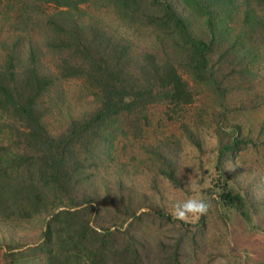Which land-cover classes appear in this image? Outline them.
I'll return each mask as SVG.
<instances>
[{"label": "rangeland", "instance_id": "374dc122", "mask_svg": "<svg viewBox=\"0 0 264 264\" xmlns=\"http://www.w3.org/2000/svg\"><path fill=\"white\" fill-rule=\"evenodd\" d=\"M31 1L0 0V64L13 49L22 60H27L29 46L35 48L43 71L52 80L40 98L41 108H46L43 120L52 133H58L72 118L93 112L99 102L84 77L59 74L57 64L64 54L46 45L45 16L66 7L43 3L39 4L40 11H32ZM170 1L189 22L194 35L209 38L210 30L201 12L179 0ZM241 1L235 0L232 5L223 21L226 31L209 55L208 65L219 81L216 85L227 88L224 94L216 86L193 80L183 67L185 55L177 47L172 29L146 19V15L160 14L157 6L144 3L137 13H120V20L112 6L104 9L93 3L79 5L83 9L77 20L87 21L95 16L97 25L103 26L109 36L117 37L120 46H126L127 74H134L131 78L137 84L153 74L151 65L166 69L172 63L192 91L190 102L163 99L149 104L144 114L137 109L136 115L121 116L113 126L115 137H106L112 143L110 156L94 171L95 183L91 179L90 185L80 189L95 193L104 221L117 218L120 230L134 220L133 216H125L136 211L139 217L134 224L137 229L144 228L142 234L147 236L148 250L141 264H150V260L151 264H171L162 259V249L168 255L176 253L177 264H264V18L261 28H252L253 34L245 37L247 45L259 51L256 64H248L241 44L236 42L231 47L235 37L248 29L243 25ZM250 2L253 4L254 0ZM255 8L256 17L264 14L263 2H256ZM146 52L152 53L151 59H146ZM142 66L150 76L139 71ZM151 82L155 84L157 80ZM168 89L165 86L164 90ZM119 124L125 132L118 128ZM2 130L0 136L11 135L5 128ZM235 137L242 140L238 148L223 158V166L232 187L248 197V219L223 205L216 191L209 193L207 189L214 187L217 176L215 163L220 140ZM170 170L179 183L170 179ZM200 195L209 203L201 225H182L150 212L151 207H157L175 217L176 202ZM21 213L19 209L0 206V264H9L11 251H26L22 259L27 260L30 248L42 241L43 212H31L29 216ZM198 218L189 214L183 220L194 223ZM43 261L40 255L28 259L29 264H44Z\"/></svg>", "mask_w": 264, "mask_h": 264}, {"label": "trees", "instance_id": "16d2710c", "mask_svg": "<svg viewBox=\"0 0 264 264\" xmlns=\"http://www.w3.org/2000/svg\"><path fill=\"white\" fill-rule=\"evenodd\" d=\"M179 1L206 17L209 38L194 35L189 22L170 0L31 1L32 11H40L39 4L43 3L66 7L45 16L46 45L64 54L57 64L59 74L84 77L94 89L92 92L99 103L90 114L72 118L64 130L52 133L43 120L46 108L40 105V98L48 91L52 80L43 71L35 48L29 46L27 60H22L13 49L0 64V129L5 128L11 133L8 137L0 136V206L19 209L23 216H29L31 212H43L45 216L42 241L35 248H30L27 260L22 259L26 251L9 252V264H29V257L35 255L43 257L44 264H141L148 250L147 236L142 234L144 228L137 229L134 224L139 217L136 211L132 210L125 216V219L133 216L134 220L120 230L117 218L104 221L103 210L97 203L95 193L80 189L82 185H90L91 179L95 183L97 172L94 171L103 166L110 156L108 151L112 143L106 137L112 138L116 134V127L113 126L119 123L121 116L126 113L136 115L137 109L144 114L149 104L163 99L174 103L190 102L192 91L187 79L172 63L167 64L166 69L151 65L152 75L142 66L139 71L151 76L137 84L131 78L134 74H127L126 46H120L117 37L109 36L103 26L97 25L95 16L87 21L76 18L80 17V10L83 9L79 6L81 4L93 3L104 9L112 6L114 15L120 20L123 19L120 13H137L144 3L157 6L160 14L152 17L146 15V19L172 29L177 47L185 55L183 67L187 68L193 80L216 86L224 94L227 88L223 84L216 85L219 81L208 62L210 52H213L221 40L219 37L226 31L223 21L235 0ZM250 1L242 0L239 3L244 15L243 25L250 30H242L232 41L231 47L236 42L240 43L244 58L253 65L259 51L247 45L245 37L253 34L252 28H261L264 14L256 17L255 3L260 1L264 4V0H254L253 4ZM141 14L144 17V13ZM262 27L264 31V25ZM145 56L151 59L152 53L146 52ZM152 80L157 82L152 84ZM165 86L169 88L167 92ZM118 128L122 130V125L119 124ZM241 140L236 137L225 142L220 140L215 163L217 176L214 187L207 189L209 193L216 191L223 205L234 208L248 219V197L232 187L223 166V158L238 148ZM195 142L200 143L198 140ZM168 176L175 183L180 182L172 170ZM150 212L186 226L204 223L203 215L192 223L173 217L157 207H151ZM113 226L115 228H111ZM162 250L165 262L177 264L176 253L168 255L166 250Z\"/></svg>", "mask_w": 264, "mask_h": 264}, {"label": "clouds", "instance_id": "9594fccd", "mask_svg": "<svg viewBox=\"0 0 264 264\" xmlns=\"http://www.w3.org/2000/svg\"><path fill=\"white\" fill-rule=\"evenodd\" d=\"M208 207L209 203L203 195L192 196L183 201L176 202L173 206V215L182 220L186 219L189 214L193 218H198L199 215L207 212Z\"/></svg>", "mask_w": 264, "mask_h": 264}]
</instances>
